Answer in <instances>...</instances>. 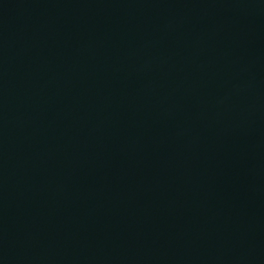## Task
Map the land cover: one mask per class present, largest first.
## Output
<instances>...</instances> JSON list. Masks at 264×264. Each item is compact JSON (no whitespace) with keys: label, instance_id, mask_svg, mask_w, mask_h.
Masks as SVG:
<instances>
[{"label":"water","instance_id":"1","mask_svg":"<svg viewBox=\"0 0 264 264\" xmlns=\"http://www.w3.org/2000/svg\"><path fill=\"white\" fill-rule=\"evenodd\" d=\"M0 264H264V0H0Z\"/></svg>","mask_w":264,"mask_h":264}]
</instances>
